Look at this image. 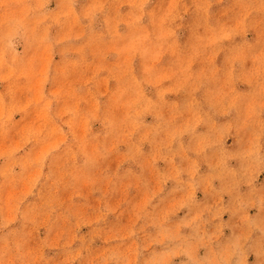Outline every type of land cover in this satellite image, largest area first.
Here are the masks:
<instances>
[{"label":"rangeland","instance_id":"374dc122","mask_svg":"<svg viewBox=\"0 0 264 264\" xmlns=\"http://www.w3.org/2000/svg\"><path fill=\"white\" fill-rule=\"evenodd\" d=\"M0 264H264V0H0Z\"/></svg>","mask_w":264,"mask_h":264}]
</instances>
